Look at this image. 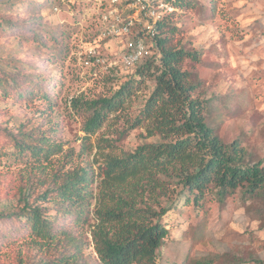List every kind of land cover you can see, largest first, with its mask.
Segmentation results:
<instances>
[{"label": "trees", "instance_id": "trees-1", "mask_svg": "<svg viewBox=\"0 0 264 264\" xmlns=\"http://www.w3.org/2000/svg\"><path fill=\"white\" fill-rule=\"evenodd\" d=\"M47 3L61 6L59 0ZM170 5L175 11L184 3L173 0ZM208 6L213 9L211 3ZM174 15L169 13L158 24L155 57L128 71V79L111 95L74 99L70 105L82 122L83 147L113 116L124 117L126 123L117 140L143 128V139L156 141L106 154L101 149L114 143L101 140L106 145L98 147V159L73 163L67 159L71 153L65 152L63 163L57 165L54 158L63 153V144L46 132L24 126L4 131L0 161L25 165L21 207L0 220L7 219L19 235L27 234L45 248L41 259L25 264H92L86 253L89 248L97 264H158L169 225L178 214V199L203 208L209 198L223 204L238 192L243 200L264 197V165L249 160L238 140L227 142L218 133L221 113L213 104L215 99L201 101L192 96L200 82L194 81L187 63H201V52L179 45V30L170 23ZM64 26L65 31L53 41L65 40L66 56L72 28ZM115 72L107 73L104 80L118 79ZM146 79L153 81V88L132 117L128 111ZM0 83L11 89L22 80L3 71ZM6 238L13 240L10 234Z\"/></svg>", "mask_w": 264, "mask_h": 264}, {"label": "rangeland", "instance_id": "rangeland-1", "mask_svg": "<svg viewBox=\"0 0 264 264\" xmlns=\"http://www.w3.org/2000/svg\"><path fill=\"white\" fill-rule=\"evenodd\" d=\"M182 2L184 5L171 10L175 15L170 23L179 30L181 47L201 52V63H187L194 81L200 82L193 98L215 99L213 104L221 113L218 133L227 142L238 140L249 160L264 165V0ZM210 3L213 9L209 8ZM51 8L47 0H0V72L16 74L22 80L11 89L0 83V147L6 143L4 131L15 132L19 126L40 129L63 144V153L54 158L61 165L65 152L71 153L67 159L73 163L98 159V147L106 145L101 140L114 143L101 149L106 154H118L143 142L156 141L157 138L144 140L143 128L117 140V133L126 128V123L124 117L113 116L90 137L87 146H82V122L72 112L71 101L111 95L128 79V71L116 64L118 79L106 81L104 69L94 71L77 62L79 40L95 30V19H88L87 12L92 6L82 5L79 22L80 13L72 5L69 11L75 12L74 16L62 7L60 13H53ZM171 11L166 9L167 13ZM60 24L72 28L66 56L65 40L53 41L66 28ZM99 46L111 61L121 43L109 39ZM148 50L149 59L158 53L156 47L150 46ZM152 88L153 81L146 79L133 99L129 115H137L142 97L148 96ZM4 90L7 96L3 95ZM24 165L0 161V216L21 207L19 193ZM243 199L239 192L223 204L209 198L203 208L184 205L183 198L178 199V214L169 225L158 264H186L194 260L206 264H254V261L264 264V197ZM14 226L7 219L0 220V264H25L41 259L45 248H39L27 234L19 235ZM7 234L12 241L6 238ZM86 253L92 264L98 263L91 248Z\"/></svg>", "mask_w": 264, "mask_h": 264}, {"label": "built area", "instance_id": "built-area-1", "mask_svg": "<svg viewBox=\"0 0 264 264\" xmlns=\"http://www.w3.org/2000/svg\"><path fill=\"white\" fill-rule=\"evenodd\" d=\"M173 0H59L66 13L71 16L75 12L69 11V5H76L78 16L81 20L82 5L90 8L87 12L90 18L96 22L94 32L88 37H82L77 45L75 58L84 68H102L110 73L116 68V64L130 71L143 60L149 58V48L156 47L158 24L174 10L170 5ZM91 4V6H90ZM61 6H53V13H60ZM90 6V7H89ZM172 12V11H171ZM170 12V13H171ZM167 13V14H166ZM119 40L121 46L118 53L111 61L102 54L100 44L104 40Z\"/></svg>", "mask_w": 264, "mask_h": 264}]
</instances>
